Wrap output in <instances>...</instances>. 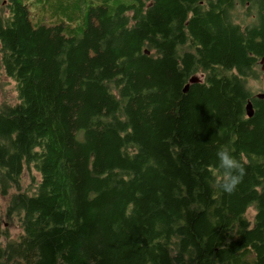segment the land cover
I'll return each mask as SVG.
<instances>
[{"label":"trees","instance_id":"obj_1","mask_svg":"<svg viewBox=\"0 0 264 264\" xmlns=\"http://www.w3.org/2000/svg\"><path fill=\"white\" fill-rule=\"evenodd\" d=\"M200 1L0 0V264H264V0Z\"/></svg>","mask_w":264,"mask_h":264},{"label":"rangeland","instance_id":"obj_2","mask_svg":"<svg viewBox=\"0 0 264 264\" xmlns=\"http://www.w3.org/2000/svg\"><path fill=\"white\" fill-rule=\"evenodd\" d=\"M31 11V21L34 26H37L41 23L51 24L52 25V17H50V13L52 9L45 11L41 8V3L30 6ZM249 85L252 90L257 93L263 91L264 83L263 80H250ZM15 104L17 103V91L16 84L11 79L7 78L3 72L0 71V104L1 103ZM35 181H39V175H35ZM34 182L32 179L25 174L22 178V192H27L29 194H33L34 191ZM16 193V191L12 190L8 195L3 196L0 194V217L2 221L5 223V232L6 235L2 239L3 242H6L8 239L16 238L19 235V228L17 225V221L10 222L9 224L6 222L5 214L7 209V204L10 200L12 194ZM254 214V210L251 209L248 212L249 219H252Z\"/></svg>","mask_w":264,"mask_h":264},{"label":"clouds","instance_id":"obj_3","mask_svg":"<svg viewBox=\"0 0 264 264\" xmlns=\"http://www.w3.org/2000/svg\"><path fill=\"white\" fill-rule=\"evenodd\" d=\"M215 156L217 169L221 171V176L218 177V187L224 192H231L243 175V169L237 160L230 155L229 150L223 146L217 149ZM234 170L238 172L239 175H234Z\"/></svg>","mask_w":264,"mask_h":264},{"label":"water","instance_id":"obj_4","mask_svg":"<svg viewBox=\"0 0 264 264\" xmlns=\"http://www.w3.org/2000/svg\"><path fill=\"white\" fill-rule=\"evenodd\" d=\"M145 53L149 54L147 51ZM260 65H261V70L264 72V57L260 60ZM196 83H199V79L197 77H192L189 80V83L184 87L183 93H186L188 91L189 85L196 84ZM257 97L264 98V95L259 94V95H257ZM245 110H246L247 117L252 118L254 115V111H253V107H252V104L250 101L247 103Z\"/></svg>","mask_w":264,"mask_h":264},{"label":"flooded vegetation","instance_id":"obj_5","mask_svg":"<svg viewBox=\"0 0 264 264\" xmlns=\"http://www.w3.org/2000/svg\"><path fill=\"white\" fill-rule=\"evenodd\" d=\"M209 1L215 2V1H218V0H209ZM212 2H207V1H205V0H201V1L199 2V5L202 7V9L207 10L208 7H213V5H215V4L212 3ZM247 3H248V2H247ZM236 4L240 5L238 2H236ZM187 26H188V21L183 22V24H182V26H181V32L184 33V27H187ZM183 33H182V34H183ZM173 56H174V60H175L176 56H175L174 54H173ZM259 66H260V68H261L260 61H259ZM261 71H262V70H261ZM262 72H263V71H262ZM198 76H199V75H198ZM198 76H195V77L198 78ZM201 78H203V76H202Z\"/></svg>","mask_w":264,"mask_h":264}]
</instances>
